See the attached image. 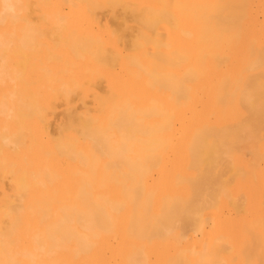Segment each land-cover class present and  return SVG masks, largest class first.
Listing matches in <instances>:
<instances>
[{"label": "bare ground", "instance_id": "obj_1", "mask_svg": "<svg viewBox=\"0 0 264 264\" xmlns=\"http://www.w3.org/2000/svg\"><path fill=\"white\" fill-rule=\"evenodd\" d=\"M237 2L0 0V264H264Z\"/></svg>", "mask_w": 264, "mask_h": 264}, {"label": "rangeland", "instance_id": "obj_2", "mask_svg": "<svg viewBox=\"0 0 264 264\" xmlns=\"http://www.w3.org/2000/svg\"><path fill=\"white\" fill-rule=\"evenodd\" d=\"M247 1H248L249 3L252 2L251 4H253V5L250 6L249 3H248ZM262 2H263V3H262ZM238 3H239V4H238ZM243 4H244L246 7H245ZM237 5H239V7H241V6L243 5V6L241 7L243 10L245 9L243 14H245V12H246V13H247V16L249 15V12H250V11L248 12V9H249L248 7L250 6V9H251V7H252V9H251V14L247 17V19H248V18L250 19V23H251L252 26H250V29H249L250 32H251V33H250V39H251V40H249L250 43H249L248 45L244 44V45L242 46L243 48H241V45H240V47H238L239 54H240V52H241V54L243 53L242 56L246 59V57H245L244 55H246V54H247L246 52H248L249 55H247V57H251V58H249V60H248V58H247L246 61H245L244 59L242 60V57H241V61H242V63L240 62V64H239V62H238L239 60H238V59H239L240 57H238V59L236 60L238 63H235V62H234V64H238L237 67H235V65H233V64H232L233 66L230 64V65H231L230 67L232 68V71L235 72V74H234V72H233V73H232V72H229L230 70L228 71V68L231 69V68L229 67V63H228V66H227V64H225V63H223V65H222L223 67H226V66H227L226 68H224V70L226 69V71L223 70V74H224V75H227V77H228V74H229V73H230L229 77H231V74H232L233 76H236V71L239 70L238 73H237V74H238V76H237L238 79H236L235 77H231L232 80H230L229 77H228V78H227L226 76L223 77V81H224L223 83H225L226 85H227V84H230V85L232 84V85L234 86V87H233V86H232V87L235 88V89H236L237 85H236V83H235L236 86L234 85L233 80H234V82H235L236 80L238 81V82L236 81L237 84H238V90H236V91H237V92H236V95H238V96H235V98H237V99H236V100H235V99H232V101L235 100V101L237 102V103H236L237 105H236V108H235V109H238V110H235V112L238 111V114H239V111H240V113L242 112V113L240 114V115H242V116H240V119H239V118L236 117V116L238 115V114L236 113L237 115L235 114L234 116H235L237 119H235V117L232 118L233 120L235 119L236 121H237V120H241V118H243V116H244L245 114H246V115L249 114L248 112L246 113V110H247V111H248V110L252 111L251 108H250V109H249V108L246 109V107H245L244 105H247V104H243V103H242L243 100H242V98H240V95H242V90L245 89L244 84L247 83V84H246L247 89L249 88L250 85H251L250 88L253 89L254 87H257V85L255 84L256 81H257L256 83H258V81H259V82H261V81L263 82V79H264V78H263V77H264V72H262V73L257 72V73H256V71H255V70H258V69H260V70H258V71H261V70L264 71V70H263V69H264V67H263V66H264V64H263V62H264V57H263V56H264V51H263V50H264V0H263V1H262V0H245V1H244V0H238ZM239 7H238V9H237V12H242V9L240 8V10H239ZM247 8H248V9H247ZM240 17H241V16H240ZM245 19H246V18H245ZM243 20H244V19H243ZM239 21L241 22V18L239 19ZM251 21H252V22H251ZM244 46H247V47H244ZM248 46H250V47H248ZM240 48H241V49H244V51H245V49H246V52L241 51ZM247 48H248V50H247ZM259 48H260V49H259ZM253 49H254V50H253ZM251 50H252V52L250 53ZM259 50H260L261 52H260ZM259 53H260V55H259ZM241 54H240V55H241ZM261 54H263V55H261ZM257 56H258V57H257ZM259 56H260L261 58H260ZM256 57H257L259 60H262V61H261L262 64H261L260 62H258V63L256 62L257 65H256V68H255V63H254V65H253L252 62H254L255 59L258 61V59H257ZM243 61L245 62V64L243 63ZM250 63H251L250 66H252V69H250V68H251V67L249 66ZM259 64H260V66L257 67ZM239 65H242V66L240 67ZM261 66H262V69L260 68ZM233 67H234V68H233ZM236 68H239V69H236ZM245 68H246V69H245ZM247 68L250 70V73H252L251 76H253L254 78H253V77H249V76H250V75H249L250 73L248 74V72H247V71H248ZM254 68H255V69H254ZM243 70H245V71H243ZM252 70H253V71H252ZM227 71H228L229 73H228ZM224 72H225L226 74H225ZM240 72H241V73H240ZM255 73H256L257 75L259 74L260 77L263 76V77H262L263 79L260 78L259 75H258V77L261 79V81H260V79H259V80H256L258 77H257V75H256ZM262 74H263V75H262ZM255 77H257V78H255ZM225 78H227V79H225ZM252 78H253V79H252ZM246 80H248L249 82L251 81V82L249 83V82L246 81ZM254 80H255V81H254ZM244 82H245V83H244ZM262 82H261V83H262ZM248 83H249V84H248ZM251 83H252V84H251ZM261 83H260V85H258L260 88H261V85H262ZM263 83H264V82H263ZM230 85H228L229 88H227V90L231 89V90L233 91V88L230 87ZM247 85H248V86H247ZM253 85H256V86H253ZM226 87H227V86H226ZM262 87H264V84H263ZM224 88H225V87H224ZM257 88H258V87H257ZM260 88H259V89H260ZM235 89H234V90H235ZM241 89H242V90H241ZM247 89L245 90V93H246V94L249 93V92L247 91ZM223 90H224V89H223ZM227 90H226V88H225V91H226L227 94H228V92H229L230 90H229V91H227ZM248 90H249V89H248ZM255 90H257V89L255 88ZM225 91H224V92H225ZM232 91H231V92H232ZM226 92H225V93H226ZM233 92H234V91H233ZM243 92H244V91H243ZM257 92H258V90H257ZM260 92L262 93V95H261ZM263 92H264V90H263ZM263 92H262V90H260V91L258 92V93H260V96H258V99L261 100V96H262V98H263V100L259 101V104L262 103V102L264 103V97H263V94H264V93H263ZM225 93H224V94H225ZM245 93L243 94L244 96H245ZM250 93H251V92H250ZM250 93H249V94H250ZM224 94L222 93V95H224ZM252 94H253V95H252ZM252 94H251L252 96H249V97H253L254 95H255V97H256V94H257V93H256V94L252 93ZM230 95H231V94H229V96H230ZM243 95H242V96H243ZM258 95H259V94H258ZM224 96H226V94H225ZM229 96H227V97H229ZM244 96H243V97H244ZM232 97H234V96H232ZM223 98H224V97H223ZM223 98H222V99H223ZM247 98H248V97H246V99H247ZM224 99H225V98H224ZM224 99H223V100H224ZM230 99H231V98L229 97L228 100H227V104H228V106H229L230 103H232ZM239 99H241V100H239ZM252 99H253V98H252ZM223 100H222V101H223ZM225 100H226V99H225ZM237 100H238V101H237ZM247 100L249 101V100H251V99H247ZM228 101H230V102H228ZM235 101H234V102H235ZM240 101H241V103H242L243 105H242V104H239ZM245 101H246V100H245ZM225 102H226V101H225ZM234 102H233V103H234ZM233 103H232V104H233ZM247 103H248V102H247ZM251 103H252V102H251ZM263 103L260 104L261 107L257 104V105H258V108H259L258 110H257V105L254 106L255 109L257 110V112L260 111V112H258V113H260V114H258L256 111H254V114H255V115L257 114V115L255 116V117H257V118H254V116H253L251 113H250V116L252 115L251 117H250V116H247V117H245V118H246V119H247V118H251V119H252V117H253V118L255 119L254 121H258V122L261 121V123L264 122V120H263V119H264V112H263V109H264V108H262V107H264V104H263ZM223 104H224V102H223ZM227 104L225 103L224 105L227 106ZM262 105H263V106H262ZM226 106H224V108H226ZM234 106H235V104L233 105V107H234ZM249 106H250V105H249ZM249 106H248V107H249ZM243 107H245V108H243ZM250 107H251V106H250ZM254 107H253V108H254ZM227 108H228V109H232V105H231V108H230V106L227 107ZM227 108H226V109H227ZM253 108H252V109H253ZM260 108H261L262 110H260ZM255 109H253V110H255ZM255 112H256V113H255ZM252 113H253V112H252ZM262 113H263V115H262ZM259 115H260V116H259ZM238 116H239V115H238ZM258 117H259V119H258ZM261 117H263V118L261 119ZM245 118H243V119H245ZM243 119H242V121H243ZM246 119H245V120H246ZM260 119H261V120H260ZM248 120H250V119H248ZM248 120H246L247 122L245 121V123H247L246 125H248V122H249ZM234 122H235V121H233L232 124L235 125L236 122H235V123H234ZM258 122H257V123L254 122V123H256V125L258 124V126H260L261 123L259 124ZM237 123H241V122L238 121ZM245 123H244V124H245ZM241 124H242V123H241ZM241 124H240V125H241ZM244 124H242V126H245ZM240 125H237V126H240ZM249 125H250V122H249ZM251 125L253 126V124H251ZM251 125L249 126L250 128L252 127ZM254 125H255V124H254ZM256 125H255V126H256ZM262 125H263V123H262ZM262 125L260 126V127H262V128H260V127H258V126L256 127V128H260V130L258 129L259 131H256V133H257V134L259 133L260 135L262 134L261 136L264 137V136H263V135H264V130H263V129H264V128H263L264 125H263V126H262ZM237 126H236V127H237ZM236 127H235V128H236ZM242 128H243V127H241V128L238 127V129H241V130H242ZM245 128H246V127H245ZM252 128H254V127H252ZM256 128H255V129H256ZM224 129H225V128H224ZM236 129H237V128H236ZM243 129H244V128H243ZM246 129L248 130L249 128L247 127ZM252 130H253V132H254V129H251V130L249 129V131H252ZM256 130H257V129H256ZM253 132H251V134H252ZM256 133H255V134H256ZM253 134H254V133H253ZM253 134H252V135H253ZM259 134H258V135H255V136H259ZM253 136H254V135H253ZM253 136H252V137H253ZM252 137H251V138H252ZM249 138H250V137H249ZM253 138H254V137H253ZM260 138H261V137H260ZM257 139H258V138H257ZM257 139H256V140H257ZM261 139H262V138H261ZM261 139H259V140L262 142V141L264 140V138H263L262 140H261ZM252 140H253V139H252ZM252 140H249V142L252 143V144L256 143V142H254V141L252 142ZM260 141H259L260 144L257 142L259 146L261 145V146H260L261 149H260V150L258 149V150H259V151H262V149H264V141H263L262 143H261ZM243 145H244V144H243ZM256 145H257V144H256ZM262 145H263V146H262ZM240 147H242V145L238 147L239 150H238V148H237V152L243 151V149L240 150ZM254 147H255V146H254ZM245 151H246V150H245ZM245 151H244V152H245ZM237 152H236V153H237ZM258 153H259V152H258ZM244 154H245V153H244ZM236 156H237V155H236ZM238 156H239V153H238ZM246 156L249 157L250 155H249V156L246 155ZM240 157H241V156H240Z\"/></svg>", "mask_w": 264, "mask_h": 264}, {"label": "clouds", "instance_id": "obj_3", "mask_svg": "<svg viewBox=\"0 0 264 264\" xmlns=\"http://www.w3.org/2000/svg\"><path fill=\"white\" fill-rule=\"evenodd\" d=\"M6 7H7V11H9V12L14 11V8L11 6V4L6 5Z\"/></svg>", "mask_w": 264, "mask_h": 264}]
</instances>
